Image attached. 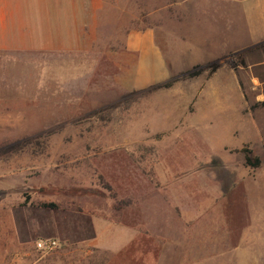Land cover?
Wrapping results in <instances>:
<instances>
[{"label": "rangeland", "instance_id": "obj_1", "mask_svg": "<svg viewBox=\"0 0 264 264\" xmlns=\"http://www.w3.org/2000/svg\"><path fill=\"white\" fill-rule=\"evenodd\" d=\"M171 1L113 0L100 44L118 50L127 30L151 24L155 9L168 15ZM209 24L191 23L203 36ZM237 30L243 37L239 23ZM249 60L240 53L225 57L236 87L226 89L224 98L219 90L223 106L215 104L212 87L204 106L185 96L198 95L197 83L214 84L210 68L199 69L193 90L186 88L188 73L180 72L167 84L128 91L109 80L107 68L91 75L96 90L81 100L90 102L84 105L66 103L57 90L53 103L28 105L19 95L23 90L0 89V264H164L171 252L173 264H187V242L225 237L208 213L232 210L235 202L241 209L242 186L234 181L264 177V64L251 67ZM5 61L0 54V64ZM98 64L110 65L103 59ZM246 154L260 164L247 165ZM187 205L205 214L191 224ZM94 214L134 228L131 244L118 252L88 245ZM98 226L102 241L116 237ZM40 237L57 238L60 245L38 251L34 242ZM229 239L235 242V234Z\"/></svg>", "mask_w": 264, "mask_h": 264}, {"label": "crops", "instance_id": "obj_2", "mask_svg": "<svg viewBox=\"0 0 264 264\" xmlns=\"http://www.w3.org/2000/svg\"><path fill=\"white\" fill-rule=\"evenodd\" d=\"M168 6L172 9L168 15L155 9L149 13L154 18L151 24L127 30L121 47L111 52L112 45L107 48L100 42L105 41L102 27L111 23L113 0H0V54L9 58L8 63L0 64V89L23 90L19 95L28 105L38 100L42 105L53 103L54 90L66 103L72 100L84 105L87 101L81 100H90L96 90L91 75L105 73L107 68L112 71L109 80L124 91L167 84L180 72L188 73L191 79H187L186 88L193 90V77L199 69L210 68L214 84L201 87L197 83L196 88H201L198 95L190 92L185 96L204 106L212 87L218 91L215 104L223 106L219 90L224 98L226 89L236 87L235 74L226 70L225 57L240 53L251 59V67L264 64V0H175ZM194 19L209 20V34H196L191 25ZM238 23L244 29L243 37L238 36ZM50 54L61 59L51 63L42 58ZM99 59L109 62V67L102 64L104 69H100ZM234 184L242 186V208L235 202L232 210L208 213L217 219V232L225 237L218 242H187V264H261L264 177L240 178ZM203 214L187 205V222L193 224ZM90 224L93 235L87 244L100 250L121 251L136 235L131 226L100 214L92 215ZM98 225L108 226L116 237L102 241ZM231 234H235V242L229 239ZM167 256L164 264L177 261L172 252Z\"/></svg>", "mask_w": 264, "mask_h": 264}, {"label": "built area", "instance_id": "obj_3", "mask_svg": "<svg viewBox=\"0 0 264 264\" xmlns=\"http://www.w3.org/2000/svg\"><path fill=\"white\" fill-rule=\"evenodd\" d=\"M59 245V240L54 237H40L34 242L35 249L42 252L50 251Z\"/></svg>", "mask_w": 264, "mask_h": 264}, {"label": "trees", "instance_id": "obj_4", "mask_svg": "<svg viewBox=\"0 0 264 264\" xmlns=\"http://www.w3.org/2000/svg\"><path fill=\"white\" fill-rule=\"evenodd\" d=\"M245 162L251 167H257L260 164V159L258 157L251 158L248 154L245 155ZM42 206H54L52 203H42ZM35 248V247H34Z\"/></svg>", "mask_w": 264, "mask_h": 264}]
</instances>
